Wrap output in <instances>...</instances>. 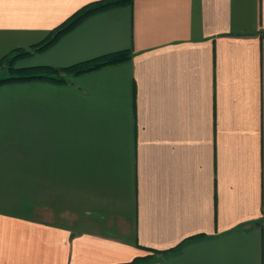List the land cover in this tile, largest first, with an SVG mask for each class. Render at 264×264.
<instances>
[{
	"label": "crops",
	"instance_id": "0c3cea01",
	"mask_svg": "<svg viewBox=\"0 0 264 264\" xmlns=\"http://www.w3.org/2000/svg\"><path fill=\"white\" fill-rule=\"evenodd\" d=\"M95 0H0L3 57ZM0 84V264H264V0H132Z\"/></svg>",
	"mask_w": 264,
	"mask_h": 264
},
{
	"label": "trees",
	"instance_id": "16d2710c",
	"mask_svg": "<svg viewBox=\"0 0 264 264\" xmlns=\"http://www.w3.org/2000/svg\"><path fill=\"white\" fill-rule=\"evenodd\" d=\"M132 0H95L90 3L85 4L70 17H68L64 22L55 27L49 35L42 41L34 44L29 49L18 48L13 50L11 53L3 57V62L8 61L10 64L11 74L6 77H0V84L11 82V81H20V80H30V79H47V80H56V81H65V79L60 75L62 72L79 74L83 72H88L104 65L118 63L130 58V52L123 50L118 52H113L76 64L64 67L57 68L50 65H39L32 67H14V61L21 56L31 54L33 51H42L54 42H56L59 37L71 30L81 21H83L88 16L103 11L105 9L130 3Z\"/></svg>",
	"mask_w": 264,
	"mask_h": 264
},
{
	"label": "rangeland",
	"instance_id": "374dc122",
	"mask_svg": "<svg viewBox=\"0 0 264 264\" xmlns=\"http://www.w3.org/2000/svg\"><path fill=\"white\" fill-rule=\"evenodd\" d=\"M14 64V63H13Z\"/></svg>",
	"mask_w": 264,
	"mask_h": 264
}]
</instances>
